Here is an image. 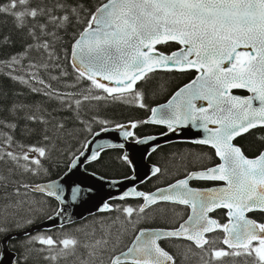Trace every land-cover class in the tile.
Here are the masks:
<instances>
[{"label": "snow or ice", "instance_id": "obj_1", "mask_svg": "<svg viewBox=\"0 0 264 264\" xmlns=\"http://www.w3.org/2000/svg\"><path fill=\"white\" fill-rule=\"evenodd\" d=\"M0 13L13 18L26 40L22 51L0 59V77L26 86L44 101H55L62 111L76 112L77 119L84 102L92 100L138 102L140 108H146L138 82L158 70L194 71L195 78L166 104L152 108L149 119L130 122V126L116 125V129L123 130L127 140L136 139L132 129L141 123L165 125L169 132L191 124L205 133L193 143L208 146L220 161L155 193L132 187L109 197V201L139 198L143 203L133 207L105 201L98 212L121 215L110 223L101 220L90 230L77 229L84 238L66 231L55 237L47 232L24 233L25 262L35 253L57 264H177L160 241L178 240L186 242L177 245L186 247L184 259H190L191 254L199 258V264H264V223L248 215L264 213V151L250 158L235 143L237 138L264 128V0H102L94 10L81 0H8L0 4ZM65 38L70 47L63 48L62 57L59 50ZM170 43L179 45L177 50H160L159 46ZM12 45L10 36L0 39V46ZM62 58L75 74L74 82L65 83V87L76 88L86 81L84 92H63L51 83L69 75L60 63ZM235 90L249 95H235ZM6 98L7 93L0 90V236L10 241L9 224L23 229L35 223L20 214L25 203L20 198L29 190L66 202L58 181L30 185L21 178L46 173L44 163L56 142L62 134L71 133L43 102L14 100L6 104ZM87 130L91 132L90 127ZM33 138L34 143L25 142ZM258 139L264 141V136ZM89 143L85 142L84 151ZM107 147L123 148L124 144ZM103 150L97 148L88 159L97 161ZM84 151L70 161L66 175L77 167ZM121 159L132 166L126 153ZM160 172L153 166L151 175ZM191 180L221 181L224 186L201 190L190 187ZM82 195L80 185L70 189L73 203ZM161 201L186 205L191 214L175 228L139 229L132 245L117 252L126 225L139 223L147 210ZM218 209L226 210L227 223L210 215ZM64 211L60 208L48 219L60 217ZM36 244L40 247H33ZM3 256L0 251V259ZM12 264L19 262L13 260Z\"/></svg>", "mask_w": 264, "mask_h": 264}, {"label": "trees", "instance_id": "obj_2", "mask_svg": "<svg viewBox=\"0 0 264 264\" xmlns=\"http://www.w3.org/2000/svg\"><path fill=\"white\" fill-rule=\"evenodd\" d=\"M86 8L94 10L102 0H81ZM8 0H0V4H7ZM79 30V26L76 29ZM72 30H70L71 33ZM4 36H10L13 45L12 46H0V59H7L9 56L16 54L23 50L25 45V38L23 34L17 30L14 26L13 18L9 15L0 13V39ZM70 47L69 41L65 38L63 47L59 50V54L63 57V48ZM160 50L166 53L177 50L179 45L170 43L168 45L159 46ZM60 63L63 65L69 75L62 79L61 82L51 81L53 86L59 88L63 92H84L87 86V82H82L76 88L65 87V83L74 82V72L70 63L61 59ZM4 71H7L6 69ZM53 74H57L54 72ZM47 79L45 73H41ZM196 73L194 71L179 73L168 72L164 70H158L153 74H150L149 78L144 81H140L137 84L139 90L143 93V102L147 105L146 108H140L138 102L125 103L123 101L99 100V101H87L84 102L82 109L79 112V119H77V113L71 110H60L55 101L47 102L44 98L32 94L28 91L27 87L9 80L6 76L0 77V90L7 93L5 103L18 100L26 104L41 103L43 102L45 107L49 111H53L58 119L63 120L67 133L71 135L62 134L60 141L56 142L55 149L50 153V159L44 163V167L47 168L46 173L39 175H25L21 178L22 183L30 185H36L41 183L50 182L62 177L67 171L70 161L84 150L86 141H89L97 132L106 127H116V125H128L130 122H139L147 120L151 115V109L157 105L167 102L172 95L185 84L194 79ZM238 94H246V91L239 90ZM96 94V93H93ZM83 121V123H82ZM100 121H108L107 124H101ZM91 128V132L87 128ZM168 132L166 126L152 125V124H139L135 128V137L140 139L149 135H161ZM264 136V128H258L249 134L243 135L236 140V143L242 147L245 154L250 158L257 156L261 151H264V141L258 139V137ZM26 143H34L35 138L25 141ZM125 154L124 150H104L101 153L100 159L94 163L86 166L88 170L93 171L108 179H121L130 177L133 174V167L125 163L121 157ZM211 156V161L206 158ZM215 155L212 149L194 145L190 143L174 142L168 145H164L158 150L149 155L148 161L154 165L160 167L161 172L156 176L151 177L146 184L142 187L145 192H152L158 188L167 186L175 181V179L185 176L184 172L188 169L203 167L208 163L214 161ZM203 183L200 185L202 186ZM205 186H209V183H205ZM11 191V189H9ZM22 191H24L22 189ZM25 201L24 205L20 208V214L25 219L31 218L35 221L29 227L23 229H16L14 225L9 224L11 228L10 234L22 232L32 228L33 226L42 223L47 220L49 216L54 215L59 209V203L56 199L46 196L43 193H36L28 191L26 196L21 197ZM112 204L132 205L138 207L142 204L141 200H126V201H114ZM32 209L29 211V209ZM190 214V208L187 206L160 203L152 206L147 210V215L144 219H141L139 223L135 225H126L127 231L123 233L120 238V244L117 252L127 250L134 237L137 235L138 230L144 227L147 228H175L180 223L186 220ZM119 212L98 213L92 216L86 217L85 220L56 228V229H44L40 231H34L30 233L36 235L40 232H47L54 237L62 232L75 233L81 238H84L83 232H77V229L90 230L93 224L103 220L105 223H110L111 220L120 216ZM213 216L220 221L221 224L227 223L228 218L226 216V210H218ZM252 217L260 223H264V213H254ZM123 219V217H121ZM222 236V233H217ZM7 237L0 236V251H3V242ZM27 239L24 234L21 237H14L8 241L10 250L16 253L17 261L20 264H57V262L46 261L42 256H37L33 253L29 256L27 262L24 261V256L27 254L23 247V242ZM178 244H186V242L178 240H163L161 246L174 255L177 259V264H199V258L191 256L190 259L185 260L183 253L186 252V247L178 248ZM33 247L39 248L40 245L36 244ZM195 250V249H194ZM83 251V250H81ZM58 264H65L64 261H59Z\"/></svg>", "mask_w": 264, "mask_h": 264}, {"label": "water", "instance_id": "obj_3", "mask_svg": "<svg viewBox=\"0 0 264 264\" xmlns=\"http://www.w3.org/2000/svg\"><path fill=\"white\" fill-rule=\"evenodd\" d=\"M237 91L239 90H235L234 92L235 95H239V96L249 95L247 91H246V94H238ZM167 102L157 105L154 108H159L161 105H164ZM197 103L206 104V102H197ZM254 103L258 104V102H254ZM128 125L130 126V124ZM107 128L109 129V131H101L99 132V135L96 134L94 137H92L89 140L90 143L88 144L87 151H84V156L80 157L77 167L73 169L71 173H68L67 175L65 174L63 177H60L59 179L54 180V181H58L64 189V195L66 197V202L61 204L58 201L60 203V208H64L65 210L64 213L60 217H57L52 220L47 219L43 221L42 223H39L28 230L10 234L9 236L11 237V239L14 237H21L24 235V233H33L34 231H40L44 229H56V228L61 227L62 224L64 226H68V225H71L72 223L81 221L88 216L100 213L97 211V209L105 201H109V197L119 196L121 193H123L124 191L132 187H136L137 190L140 191V185H143L146 181H148L151 177H153L151 175L152 168L153 166H156V165H153L152 163H150L148 161V157L150 153L154 152L152 151L154 147L157 150L158 148L164 145H168L174 142H193L194 140L199 139L205 135V133L203 132V129L194 127L191 124H189L188 126H182L178 128L174 132H167V135L165 134L149 135V136L140 138V139H145L148 137H155L156 139L148 140L147 143H137L136 141H133L132 138L125 140L122 135L123 130L116 129V127H107ZM132 131L135 132L134 129H132ZM108 144H117V145L124 144V147L123 148H118V147L110 148V147H107ZM99 147H103L104 150H109V149L124 150L125 153L128 155L129 159L132 161L133 174L127 178L108 179L93 171L88 170L86 165L95 162V161H90L88 157H90L92 151L97 150V148ZM93 173L95 175H93ZM101 177H103V179H101ZM131 177H135V178L131 179ZM113 181H119V183L113 184L112 183ZM192 181L194 180L189 181V186L192 188H196V187L191 186L190 183ZM210 182L223 183L221 181H210ZM48 183L50 182L41 183V185L48 184ZM76 185H80L81 189L83 190V195L80 200L73 203L69 198L70 189L72 187H75ZM169 186L170 185L160 188V189H167ZM223 186L224 184L223 185L220 184L214 187L196 188V189L206 190V189H211V188H219ZM89 189L91 191H89ZM157 191L158 189L152 192H148V193H155ZM36 193H39V192H36ZM127 200H139V198H129ZM114 201L115 200H111L109 202L113 203ZM159 203L179 204V203H174L170 201H161V202H158L157 204ZM179 205H182V204H179ZM183 206H186V205H183ZM55 214L52 216L55 217ZM190 214H191V209H190ZM143 229H160V228H143ZM8 241L9 239L7 237L3 242L4 256L2 259H0V264H12L13 260L17 259L16 253L10 250L8 246Z\"/></svg>", "mask_w": 264, "mask_h": 264}, {"label": "flooded vegetation", "instance_id": "obj_4", "mask_svg": "<svg viewBox=\"0 0 264 264\" xmlns=\"http://www.w3.org/2000/svg\"><path fill=\"white\" fill-rule=\"evenodd\" d=\"M159 126H165V125H159ZM168 131H169V130H168ZM132 140H133V141H136L137 139H132ZM182 143H190V144H194V145H199V144H196V143H193V142H182ZM200 146H204V145H200ZM205 147H208V146H205ZM208 148H209V147H208ZM157 150H158V149H157ZM157 150H155L154 152L150 153L149 155L155 153ZM206 158H207V157H206ZM208 160L211 161L209 158H208ZM218 163H220V161H219V159H218L217 157H215L213 162L208 163V164H206V165L203 166V167H196V168L188 169L186 172H184V173H185V174H184L185 176H183V177H181V178H178V179H175V181H174L173 183H175L176 181L181 180V179H183V178H186V177L188 176V174L191 173V172L201 171V170H203L204 168L212 167V166H214V165H216V164H218ZM173 183H171V184H173ZM201 183H203L202 186L200 185ZM205 183H209V186H205ZM145 184H146V183H145ZM145 184H143V185L140 187L141 190H143L142 187H143ZM171 184H169V185H171ZM190 184H191V186H194V187H196V188H208V187H212V186L220 185V184H222V183H219V182H210V181H203V180H194V181H192ZM167 186H168V185H167ZM143 191H144V190H143ZM145 193H148V192H145ZM159 204H160V203H159ZM170 204H172V203H170Z\"/></svg>", "mask_w": 264, "mask_h": 264}, {"label": "rangeland", "instance_id": "obj_5", "mask_svg": "<svg viewBox=\"0 0 264 264\" xmlns=\"http://www.w3.org/2000/svg\"><path fill=\"white\" fill-rule=\"evenodd\" d=\"M101 132V131H100ZM109 150H114V149H109ZM90 164H92V163H90ZM90 164H88V165H86V166H89ZM222 185H223V183H222ZM134 201V200H133ZM142 203H143V201H142ZM173 204V203H172ZM176 205H179V204H176ZM218 210H221V209H218ZM169 229V228H168ZM171 229V228H170Z\"/></svg>", "mask_w": 264, "mask_h": 264}, {"label": "bare ground", "instance_id": "obj_6", "mask_svg": "<svg viewBox=\"0 0 264 264\" xmlns=\"http://www.w3.org/2000/svg\"><path fill=\"white\" fill-rule=\"evenodd\" d=\"M146 182H147V181H146ZM146 182H145V183H146ZM145 183H144V184H145ZM141 186H142V185H140V187H141ZM164 187H166V186H164ZM161 188H163V187H161ZM158 189H160V188H158ZM156 190H157V189H156ZM140 191H143V190L140 189ZM154 191H155V190H154ZM144 192H145V191H144ZM115 201H118V200H115ZM162 241H163V240H162ZM160 243H161V241H160Z\"/></svg>", "mask_w": 264, "mask_h": 264}]
</instances>
